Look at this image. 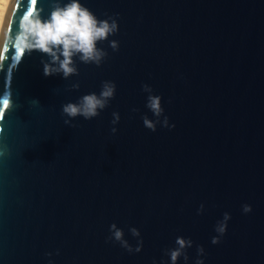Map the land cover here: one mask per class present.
<instances>
[{
    "label": "water",
    "instance_id": "obj_1",
    "mask_svg": "<svg viewBox=\"0 0 264 264\" xmlns=\"http://www.w3.org/2000/svg\"><path fill=\"white\" fill-rule=\"evenodd\" d=\"M67 2L10 0L0 29V264H171L178 237L193 242L178 264H264V0H80L119 31L100 66L46 77L49 57L10 40ZM105 81L108 107L65 124L62 106Z\"/></svg>",
    "mask_w": 264,
    "mask_h": 264
},
{
    "label": "clouds",
    "instance_id": "obj_2",
    "mask_svg": "<svg viewBox=\"0 0 264 264\" xmlns=\"http://www.w3.org/2000/svg\"><path fill=\"white\" fill-rule=\"evenodd\" d=\"M42 11L32 13L25 17L20 24V30L15 37L10 40V43L20 51L31 54L39 52L49 57L50 62H44L43 74L46 77L53 75H62L64 79H68L73 75H79L78 69L75 67V59H78L84 64H95L100 66L105 60L107 53L98 47L101 42L108 41L110 36L117 34L119 25L115 19L100 20L97 16L85 7L80 0H68L67 3H57L54 6L50 16L45 19L42 17ZM113 50H118L119 45L116 41L111 42ZM79 87V85H75ZM144 91L149 93L147 108L155 115L157 120L153 122L147 116L143 117V123L146 128L155 132L157 124L161 123L160 117L164 115L162 106V98L157 95H152V89L147 85L144 86ZM116 94V85L114 82L105 81L102 84L99 95L92 93L84 95L77 103H66L62 106L63 115L68 117L65 124H70L71 120L82 117L85 120H92L100 115V112L109 105V101L114 99ZM113 124L120 120L118 113H113ZM164 127H175L169 125L167 117H164ZM113 133L116 129H112ZM204 210L201 205L200 213ZM251 207L243 206L244 213H250ZM231 216L228 213L224 214L222 221L216 225L215 231L219 234L213 237L212 243L219 244L220 239L227 232L228 221ZM134 237H140V232L132 228L130 229ZM110 240H115L128 252L142 251L143 241H139V246L133 249L127 240L124 238V232L115 224L111 225ZM177 248L169 250L166 254L170 256L171 264H178L179 259L183 256L187 261L189 258L186 254V249L193 246V242L188 239L178 237L176 239ZM199 255H204L203 247L198 249ZM196 264H204L203 260H197Z\"/></svg>",
    "mask_w": 264,
    "mask_h": 264
},
{
    "label": "bare ground",
    "instance_id": "obj_3",
    "mask_svg": "<svg viewBox=\"0 0 264 264\" xmlns=\"http://www.w3.org/2000/svg\"><path fill=\"white\" fill-rule=\"evenodd\" d=\"M10 0H0V29L8 8Z\"/></svg>",
    "mask_w": 264,
    "mask_h": 264
},
{
    "label": "snow or ice",
    "instance_id": "obj_4",
    "mask_svg": "<svg viewBox=\"0 0 264 264\" xmlns=\"http://www.w3.org/2000/svg\"><path fill=\"white\" fill-rule=\"evenodd\" d=\"M32 4H33V5L35 4V0H32ZM32 13H33L32 11H28V12L26 13V16H25V17L29 16V15L32 14ZM21 54H22V51H21Z\"/></svg>",
    "mask_w": 264,
    "mask_h": 264
}]
</instances>
